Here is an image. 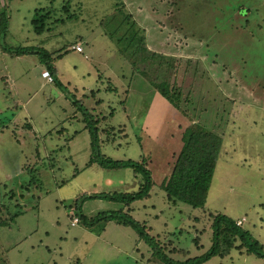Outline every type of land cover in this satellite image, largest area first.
Returning <instances> with one entry per match:
<instances>
[{
	"label": "rangeland",
	"instance_id": "rangeland-1",
	"mask_svg": "<svg viewBox=\"0 0 264 264\" xmlns=\"http://www.w3.org/2000/svg\"><path fill=\"white\" fill-rule=\"evenodd\" d=\"M121 1L115 9L114 0H70L76 17L37 34L34 10L50 7L52 19L62 17L61 0H0V21L7 17V32L0 31V210L21 209L0 226V262L162 264L129 226L102 220L85 227L78 217L72 224L80 195L137 188L130 168L88 163L85 125L93 120L102 154L148 160L154 185L129 213L166 254L184 260L204 252L215 213L244 218L242 227L264 246V0ZM124 21L143 35L146 51L164 58L151 65L132 35L119 40ZM25 46L46 56L13 52ZM45 61L61 85L41 77ZM150 78L178 84L183 111ZM191 119L221 137L205 203L195 208L167 201L159 186ZM120 206L88 198L80 209L92 217ZM204 264L264 258L231 248Z\"/></svg>",
	"mask_w": 264,
	"mask_h": 264
},
{
	"label": "trees",
	"instance_id": "trees-1",
	"mask_svg": "<svg viewBox=\"0 0 264 264\" xmlns=\"http://www.w3.org/2000/svg\"><path fill=\"white\" fill-rule=\"evenodd\" d=\"M70 0H61L58 11L64 16L52 19L51 12L53 8L39 7L34 10L30 23L35 33L40 34L49 29V25L54 21L65 22L66 19H73L76 17L73 12H69ZM123 5L121 0H114L113 6L115 9H119ZM7 17L5 20L0 21V31L3 34L7 32ZM127 22V21H124ZM125 34H123L119 40L133 36V46L139 53L143 51L141 57L150 58L151 65L161 61L164 58L163 54L146 51L143 46V35L140 39L136 37L137 31L134 29V23L127 22ZM37 46H25L21 48H13V52L16 55L38 53L39 55L46 56L43 50ZM5 50H11L5 49ZM145 51L147 53H145ZM157 61V62H158ZM46 68L52 75V80L61 85V82L56 80L55 70L45 61ZM142 73L144 68L140 69ZM149 73L148 69L145 70ZM149 77V76H148ZM149 81L154 85L161 96L168 100L176 109L183 111L180 107L181 87L172 82L169 85L168 81L155 80ZM94 123L86 124L85 127L89 131L91 156L89 158L90 163H97L100 167L106 169H120L130 168L137 179V188L133 191H113L108 193H94V194H82L78 197L75 203V214L78 217L81 224L85 227H93L97 222L114 221L118 224L131 227L151 249L152 256H155L162 264H204L210 258L218 256L223 257L228 254L231 248L237 250H243L246 253H251L258 258H264V246L257 239H255L249 230L244 229L242 225L236 224V219L231 218L223 213H215L211 219V245L201 254L193 257H188L184 260H176L166 254L156 241L155 237L150 235L146 230L145 224L134 219L130 215L131 203L136 200H142L150 195V190L154 185L151 170L147 166L145 159L132 160V159H113L109 156L102 154L99 150L100 139L98 134V128L96 126V120ZM179 149L175 152V160L173 166L164 180L159 184L160 188L164 191L166 200L172 203L182 202L192 207H202L205 203L207 191L211 184L213 171L216 161L220 153L221 137L214 131L207 129L200 123L189 121V124L182 130L180 134ZM9 198L12 199L13 192H9ZM88 198H103L111 200L121 204L117 209H111L108 211H100L92 217H88L81 212V202ZM18 200V197H17ZM17 205H20L18 202ZM16 210H11L5 205L7 211L0 210V226L9 224L14 218L20 214L19 206ZM126 208L123 210V208ZM72 218V219H73ZM0 264H8L6 261H1Z\"/></svg>",
	"mask_w": 264,
	"mask_h": 264
},
{
	"label": "built area",
	"instance_id": "built-area-1",
	"mask_svg": "<svg viewBox=\"0 0 264 264\" xmlns=\"http://www.w3.org/2000/svg\"><path fill=\"white\" fill-rule=\"evenodd\" d=\"M72 48L75 49L76 51H81V52H82V48H81V46L78 45V44L72 46ZM41 76H42L43 78L47 79L49 82H52V76H51V74L49 73L48 70H43V71H41ZM243 220H244V218H238V219L236 220V224H237V225H241L242 222H243ZM77 222H78V219H77L76 217H74V218L72 219V224H75V223H77Z\"/></svg>",
	"mask_w": 264,
	"mask_h": 264
},
{
	"label": "crops",
	"instance_id": "crops-1",
	"mask_svg": "<svg viewBox=\"0 0 264 264\" xmlns=\"http://www.w3.org/2000/svg\"><path fill=\"white\" fill-rule=\"evenodd\" d=\"M42 77V76H41ZM148 161V160H147ZM133 176H134V173H133ZM135 177V176H134Z\"/></svg>",
	"mask_w": 264,
	"mask_h": 264
}]
</instances>
